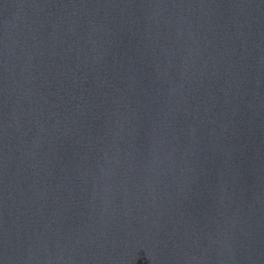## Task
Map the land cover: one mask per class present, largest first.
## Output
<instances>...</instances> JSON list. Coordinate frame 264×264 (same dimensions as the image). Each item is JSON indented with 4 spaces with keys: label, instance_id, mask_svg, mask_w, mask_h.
Instances as JSON below:
<instances>
[{
    "label": "water",
    "instance_id": "1",
    "mask_svg": "<svg viewBox=\"0 0 264 264\" xmlns=\"http://www.w3.org/2000/svg\"><path fill=\"white\" fill-rule=\"evenodd\" d=\"M0 264H264V0H0Z\"/></svg>",
    "mask_w": 264,
    "mask_h": 264
}]
</instances>
